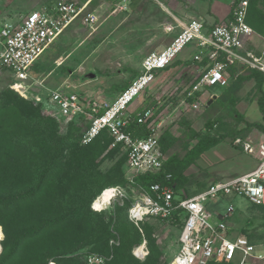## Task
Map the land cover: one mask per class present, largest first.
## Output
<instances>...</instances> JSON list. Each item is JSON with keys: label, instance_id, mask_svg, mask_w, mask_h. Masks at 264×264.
Returning a JSON list of instances; mask_svg holds the SVG:
<instances>
[{"label": "rangeland", "instance_id": "obj_1", "mask_svg": "<svg viewBox=\"0 0 264 264\" xmlns=\"http://www.w3.org/2000/svg\"><path fill=\"white\" fill-rule=\"evenodd\" d=\"M54 1L0 0V26L5 22L18 23L30 11ZM69 1L77 5L87 2L85 12L95 11L98 21L93 28L79 20L67 27L37 60L31 77L24 85L29 106L36 113V118H32L31 122L44 123L43 128L49 132L41 144L47 156L40 163L37 173L49 165L52 168L41 197L13 201L6 207L10 214L6 220L9 231L14 237L35 227L45 217H64L53 233L55 238L51 241L44 239L43 245H40L43 249L36 257L38 264H54L52 261L57 264H112L114 261L123 264H168L178 246L179 229L169 222L151 218L139 225L140 231L122 219L123 208L136 195L127 182L121 183L124 177H129L130 172L124 149L120 145L112 146L113 137L109 132L98 137L105 144L104 149L94 162L88 164V172L81 174L82 178L73 180L75 183L71 181L75 174H70L73 168L67 158L74 148H82L86 144L83 139L91 122L82 117L59 115L58 108L48 100L49 92L77 91L85 98L110 102L125 84L140 73L141 60L171 41L178 29L171 35L166 34L164 29L168 23L175 21L173 15H179V9L206 14V9L210 10L215 4L213 1L226 5H229V1ZM252 5L253 12L264 17V0H253ZM218 10L227 11L223 4ZM258 44H254L253 49L259 46L264 52V41ZM193 49L192 44L187 45L177 55H186L184 60L176 58L166 69L157 72L129 107V111H132L150 105L156 110L155 115L163 125L159 147L165 160L170 157L175 160L174 173L182 178L176 181L181 185L178 190L181 195L193 194L211 182L247 172L264 155V131L259 127L264 128L260 110V104H264V78L259 87L249 69H238L239 73L231 74L225 86L204 87L191 100L189 93L193 81L203 69L200 64L186 61ZM10 80L6 75L0 77V97L4 93L14 96L8 87ZM35 95L40 98L37 104L32 101ZM207 123L212 124L211 128L207 129ZM72 126L78 128L73 129ZM207 132L221 137V142L192 161H186L189 149L196 142L193 134ZM63 139L69 142L65 144ZM238 139L239 142H236ZM246 143L251 146L249 151L244 149ZM35 179L34 176L30 180L28 188ZM110 184L121 186L125 196L101 208H91L92 199L88 208L84 206V202L93 194L113 186H108ZM226 200L219 201L221 204L216 207L218 211L225 209ZM230 200L237 206L228 219L233 232L244 235L256 244H264V207H252L241 197ZM73 208L80 209L86 216L102 215L103 230L108 234L105 232L103 238L96 239L95 226L89 234L86 231L78 233L77 230L85 228L79 224V216L69 212ZM0 229L3 235L0 240L2 261L10 251L13 237L5 236L1 225ZM125 231L129 234V240L126 246H122ZM4 239L5 245L1 242ZM141 241H145V256L136 259L132 249ZM3 264L11 263L7 261ZM28 264L36 263L29 261ZM251 264H264V260L252 261Z\"/></svg>", "mask_w": 264, "mask_h": 264}, {"label": "built area", "instance_id": "obj_2", "mask_svg": "<svg viewBox=\"0 0 264 264\" xmlns=\"http://www.w3.org/2000/svg\"><path fill=\"white\" fill-rule=\"evenodd\" d=\"M250 1L229 0L230 16L224 22L207 25L199 19H175L173 24H167L164 30L168 33L178 29L171 41L160 50L147 54L141 60L140 73L110 102L86 99L77 91L49 92L48 100L58 108L59 115L90 120L84 143L105 128L113 137L112 146L120 145L124 149L130 187L136 195L125 209L129 223L140 231L139 225L151 218L174 223L177 211L180 222L178 246L168 264H208L210 261L251 264L264 260V244L250 242L244 235L234 233L228 223L237 209L230 199L241 197L247 203L264 205V155L251 170L211 182L190 195L179 194L175 182L136 184L134 176L153 173L163 165L159 147L162 121L155 115L153 106L129 111L155 74L170 65L189 44L194 47L191 62L203 67L193 81L190 96L204 87L225 86L231 77L230 67L237 69L236 75L238 69L264 73L261 57L246 49L255 33L246 20ZM86 5L87 2L77 5L69 0H56L30 11L18 23L5 22L0 26V77L6 75L11 79L10 89L28 99L24 85L31 77L32 67L64 30L77 20L87 27L95 26L98 15L95 11L85 12ZM32 100L38 103L40 98L35 95ZM134 117L137 123L146 125V135L134 136L126 130ZM250 148V144L244 145L246 151ZM170 179L171 175L166 174L165 180ZM109 188L114 192L107 204L125 196L121 186ZM223 200L227 201L225 209L218 211L216 207ZM145 248V241H141L132 253L142 258Z\"/></svg>", "mask_w": 264, "mask_h": 264}, {"label": "trees", "instance_id": "obj_3", "mask_svg": "<svg viewBox=\"0 0 264 264\" xmlns=\"http://www.w3.org/2000/svg\"><path fill=\"white\" fill-rule=\"evenodd\" d=\"M252 3L253 0H251L249 3L246 20L257 33L264 36V17L259 16L253 12ZM167 67H165L164 69H166ZM229 70L231 74L236 73V69L234 67H230ZM249 71L250 74L255 78L257 85L260 87L261 81L264 78L263 73L255 69H249ZM127 85L125 84L122 89H124ZM10 90L14 96H10L8 93H4L0 97V225L2 226V231L4 230L5 236H7L8 238L13 236L9 231V225L6 222L7 216H10L6 207H8V205L13 201L22 202L29 198L37 199L38 197H41L45 181L47 180L52 168V166L49 165L48 167L43 168L39 173H37L40 163L43 162V160L47 156V154L41 149V147L43 146L41 144L43 138L45 137V134L49 132H47L46 129L43 128L44 123H38L34 121L31 122L32 118H36V113L32 110V108H30L28 99H24L23 97H20L14 90ZM196 93L193 94L194 96L191 95V100L192 98L195 99ZM14 97H16V99H14ZM231 102L234 101L231 100ZM260 110L264 119V104H260ZM135 119L136 118L134 117V120L129 123L126 130L134 136L146 135L148 133L146 125L137 123ZM78 124H76V126H78ZM211 126L212 124H206L207 129L211 128ZM256 126L258 127V125ZM259 127L264 131V128H262L261 126ZM77 128L78 127H73V129ZM106 133H108L106 129L102 130L99 135L95 136L93 139L87 142L82 148H74L71 151V155L69 154V157L67 158L68 164L73 168V171H70V174L72 172H74L75 174L74 177H72L71 181L78 180V177L82 178L81 174L85 173L86 171L88 172V164H91L90 162H94L95 158L104 149L105 144L102 143V141L98 139V137ZM165 133L166 135H168L167 131H165ZM173 138L174 137H172L171 139L173 140ZM193 138H196V142L194 146L189 149L186 155V161H192L203 151L217 145L222 140L221 137L211 135L209 132L201 135L194 133ZM63 142L66 144L69 141L63 139ZM117 147H119V145ZM174 166L175 160L173 158L170 157L166 160L164 159L163 165L160 170L153 173L150 172L136 175L134 176V181L136 182V184L139 183L143 185H148L153 182L169 184L175 182L176 188H180V183H177L176 181L181 177L179 174L174 173ZM166 174L171 175V179L169 181L165 180ZM34 176L36 179L33 182V185L28 188V184L30 180L32 181V178ZM126 182L129 187L132 186L129 182V177H124V180L121 181L122 184ZM112 185L113 184H110L108 186ZM97 195L98 192L87 199L84 202V206L88 208L91 203V199L94 200ZM247 204L252 207H264V205H253L250 203ZM128 205L129 203L123 208L122 219L129 226L136 229V227L133 224L129 223L125 218V209ZM69 212L73 215L76 214L77 216H79V224L85 228L77 230L78 233L86 231V234H89L91 229H93L95 226L96 239L103 238L105 232H107L106 234H108V231L103 230L104 219L102 215L99 216L98 214H96L95 216H86L83 211H80V209L78 208L70 209ZM175 213L176 221L171 224L176 225L179 229L180 222L177 218V211H175ZM63 219L64 217H56L55 215L53 217H45L40 222H38L35 227L28 228L24 232L15 235L11 240L10 251L6 253L7 255L5 259L0 261V264L6 263L7 261H10L11 264H28L29 261L38 264L35 260H37L36 257L41 253V250L43 249L41 247L43 245V240L46 239L51 241V239L55 238V235L53 236V233H55L56 229L60 226ZM27 223L29 222L27 221ZM128 240L129 234L125 231L122 239V246H126ZM249 241L253 242L251 240ZM1 242L4 245L6 243L5 239ZM102 248L105 249V245ZM13 256L14 258H12ZM133 257L136 258L134 255ZM47 263L48 262L44 264ZM112 264H123V262L114 261ZM208 264L223 263H215L213 261H210ZM227 264L235 263L230 262Z\"/></svg>", "mask_w": 264, "mask_h": 264}, {"label": "crops", "instance_id": "obj_4", "mask_svg": "<svg viewBox=\"0 0 264 264\" xmlns=\"http://www.w3.org/2000/svg\"><path fill=\"white\" fill-rule=\"evenodd\" d=\"M149 1V0H148ZM229 1V0H228ZM215 4H213L212 5V8L210 9V10H208V9H206V11H205V13L206 14H202V12L200 13V12H198L197 13V11H195V10H184L183 8L182 9H179V10H181L180 11V14L178 15V14H176V15H173V16H175L176 18L175 19H180V20H189V19H200V20H202V21H204L207 25H211V24H213V23H217V22H224V21H226L228 18H229V16H230V3H229V5H226V4H224V3H221V4H223V6H225V9L227 10V11H225V12H219V8H220V2H218V1H213ZM159 3V2H158ZM163 3V2H162ZM161 4V3H160ZM165 5V4H164ZM175 10V9H174ZM178 12V11H177ZM203 15H205V16H203ZM175 22V21H174ZM173 22V23H174ZM173 23H171V24H173ZM169 24V23H168ZM250 25V24H249ZM251 26V25H250ZM252 27V26H251ZM253 28V27H252ZM255 31V30H254ZM164 32L166 33V34H169L168 32H166L165 30H164ZM170 35H171V32H170ZM174 36V35H173ZM56 41V40H55ZM54 41V42H55ZM260 41H264V37L261 35V34H259V33H257L256 31H255V33L250 37V39H249V42H248V44L246 45V49H248V50H251L252 52H254L256 55H259L260 57H261V60L263 61V63H264V59H263V49H261V48H259V46H257L256 48H254L253 49V46H254V44H257V45H259L258 43L260 42ZM256 46V45H255ZM262 47V46H261ZM184 51V50H183ZM46 52V51H45ZM44 52V53H45ZM186 56V55H185ZM185 56L184 55H182V56H179V57H177V58H179V59H182V60H184V58H185ZM190 57H191V54H189L188 55V60H186V61H191L190 60ZM187 58V57H186ZM35 65V64H34ZM34 67V66H33ZM33 67H32V69H33ZM261 72V71H260ZM263 73V72H262ZM264 74V73H263ZM150 106V105H149ZM239 175V174H238ZM236 176V175H235Z\"/></svg>", "mask_w": 264, "mask_h": 264}, {"label": "bare ground", "instance_id": "obj_5", "mask_svg": "<svg viewBox=\"0 0 264 264\" xmlns=\"http://www.w3.org/2000/svg\"><path fill=\"white\" fill-rule=\"evenodd\" d=\"M113 192L114 190L112 188H105L94 198L92 205L96 208H101L103 203H107L110 200V197L113 195ZM2 236L3 235L0 229V240L2 239Z\"/></svg>", "mask_w": 264, "mask_h": 264}]
</instances>
